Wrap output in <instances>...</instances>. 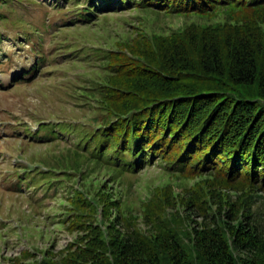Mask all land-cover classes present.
<instances>
[{
    "label": "trees",
    "instance_id": "obj_1",
    "mask_svg": "<svg viewBox=\"0 0 264 264\" xmlns=\"http://www.w3.org/2000/svg\"><path fill=\"white\" fill-rule=\"evenodd\" d=\"M82 9L65 25L131 9L203 21L143 36L131 57L111 64L99 87L85 92L100 105L102 125L83 139L89 156L104 163L73 149L74 169L81 162L137 174L160 161L203 181L197 194L176 202L187 216L166 214V201L149 203L139 214L150 223L146 230L116 203L102 204L101 222L94 203L75 202L82 213L75 227L91 233L86 245L75 242L62 260L32 264H264V228L251 211L264 192V0H86ZM52 28L35 26L36 35L43 39ZM36 53L40 68L48 54ZM26 135L48 143L72 133L49 125ZM226 190L242 192L244 202H231Z\"/></svg>",
    "mask_w": 264,
    "mask_h": 264
},
{
    "label": "rangeland",
    "instance_id": "obj_2",
    "mask_svg": "<svg viewBox=\"0 0 264 264\" xmlns=\"http://www.w3.org/2000/svg\"><path fill=\"white\" fill-rule=\"evenodd\" d=\"M76 1L83 3L78 6ZM85 1L41 0L40 5L38 0H0V264L60 261L67 249H76L75 242L86 245L91 233L75 227V217L82 215L75 202L94 203L101 222L103 203H116L146 230L150 223L139 214L149 203L166 201V214L187 216L176 202L200 191L202 178L179 176L160 161L137 174L118 175L81 162L74 169L73 149L85 161L104 163L89 156L83 139L102 125L100 105L85 99V92L99 87L111 64L131 57L130 49L143 36L168 35L203 21L131 9L99 14L89 25L66 26L82 12ZM50 25L51 34L43 39L36 35L35 26ZM39 49L48 54L40 68ZM49 125L65 127L72 135L48 143L26 135ZM226 192L233 203L245 200L242 192ZM257 194L251 211L254 222L264 228V192ZM194 220L204 222L200 216Z\"/></svg>",
    "mask_w": 264,
    "mask_h": 264
}]
</instances>
